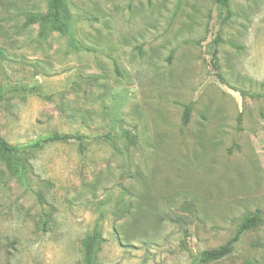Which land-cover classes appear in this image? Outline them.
<instances>
[{"label": "rangeland", "instance_id": "1", "mask_svg": "<svg viewBox=\"0 0 264 264\" xmlns=\"http://www.w3.org/2000/svg\"><path fill=\"white\" fill-rule=\"evenodd\" d=\"M65 4L0 0V264H264V0Z\"/></svg>", "mask_w": 264, "mask_h": 264}, {"label": "trees", "instance_id": "2", "mask_svg": "<svg viewBox=\"0 0 264 264\" xmlns=\"http://www.w3.org/2000/svg\"><path fill=\"white\" fill-rule=\"evenodd\" d=\"M229 0H214L216 18L219 20L225 19L230 15V12L227 10ZM28 22H39L40 27L43 31L55 30L62 35H71V26H72V17L69 10L66 7L65 0H46V11L44 13L29 14ZM216 41L212 42V51H211V61L214 66L216 58ZM182 122L185 124L189 116V106L185 105L183 110ZM71 138H76L72 134H52L45 137L37 146L41 147L44 143L49 142H67ZM18 151V148L10 145L4 139L0 138V152L6 154H14ZM262 218L256 212L249 214L243 218L239 226L237 227L233 237L229 239L226 243L215 247L206 249L202 252L200 257V262L205 263L211 260H219L226 255H228L233 248V243H237L241 234L249 229L255 227L260 223ZM96 236H99L97 232H94L91 236L86 237L84 242L85 247V258L88 261V257L91 253V248L94 239Z\"/></svg>", "mask_w": 264, "mask_h": 264}]
</instances>
